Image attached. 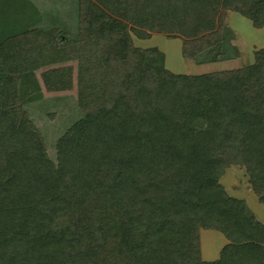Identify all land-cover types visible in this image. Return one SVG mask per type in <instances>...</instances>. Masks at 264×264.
Instances as JSON below:
<instances>
[{"label": "trees", "instance_id": "1", "mask_svg": "<svg viewBox=\"0 0 264 264\" xmlns=\"http://www.w3.org/2000/svg\"><path fill=\"white\" fill-rule=\"evenodd\" d=\"M252 1L80 0L79 7L85 17L98 9L121 16L139 40H194L215 29L219 10L263 27L264 11ZM113 36L85 38L72 53L86 82L103 90H82L83 119L58 140L56 164L28 117L8 107L13 82L0 68V264H74L77 235L54 231L53 218L70 208L66 193L82 201L102 188L127 216L132 264H264V224L220 183L227 169L243 167L264 205V49L250 67L189 77L166 71L157 50L144 54ZM136 55L149 56L146 69ZM200 230L228 241L218 260L200 259Z\"/></svg>", "mask_w": 264, "mask_h": 264}, {"label": "rangeland", "instance_id": "2", "mask_svg": "<svg viewBox=\"0 0 264 264\" xmlns=\"http://www.w3.org/2000/svg\"><path fill=\"white\" fill-rule=\"evenodd\" d=\"M5 1L6 12H2L14 28L0 35V68L4 77L13 82L9 90L12 103L8 107H19L28 117L42 138L48 158L55 164L58 140L83 119L79 109L82 90L89 89L93 95L103 90L97 82H86L78 57L72 55L83 39L93 41L104 33L127 37L144 54L150 49L161 53V64L166 71L189 77L250 67L256 52L264 49V26L255 27L240 11L219 10L214 16L215 29L194 40L167 34H153L147 40H139L121 16H111L98 9L85 17L80 12V0H3L2 3ZM252 7L264 11V0H253ZM146 57H135L141 69L151 63L149 56ZM159 63L156 61L154 66ZM231 168L235 169L229 173L230 184L239 185L237 192L245 195L249 191L256 199L247 185L245 169ZM106 190H95L82 201L66 193L70 208L53 218L54 231L68 229L77 235L78 258L74 264H132L126 252L131 243L127 216L105 200ZM252 196H249L251 204ZM206 243L205 239L204 247Z\"/></svg>", "mask_w": 264, "mask_h": 264}, {"label": "crops", "instance_id": "3", "mask_svg": "<svg viewBox=\"0 0 264 264\" xmlns=\"http://www.w3.org/2000/svg\"><path fill=\"white\" fill-rule=\"evenodd\" d=\"M2 1L3 0H0V35H5L8 32H10L11 29L13 30L14 28L12 25L8 24L4 18V14L6 12V10L4 9V4H7V1H5V3H2ZM3 10L5 11L4 13L2 12ZM233 169L235 168H229L226 170L223 177L220 179L221 185L224 187L226 193L230 197L238 199V200H243L245 201L246 204L248 203L247 206L255 213L254 215L256 219L259 222L264 224V205L259 203V201L257 200V197L256 199L253 198V196L251 195L249 191L246 192L248 194L244 195L242 192L236 191L239 185L235 187L232 184H230L229 173ZM247 185L250 188L249 184ZM249 196L250 197L252 196V204L249 201V198H250ZM255 200H256V203H255ZM216 233L221 234L214 230H200L199 231V257L204 262H213V261L218 260L221 250L228 244V241L223 237L222 234H221L222 238H220V236H216L217 235ZM205 239L207 243L204 247L203 242L205 241ZM216 240L217 241L219 240L218 244L215 243Z\"/></svg>", "mask_w": 264, "mask_h": 264}]
</instances>
